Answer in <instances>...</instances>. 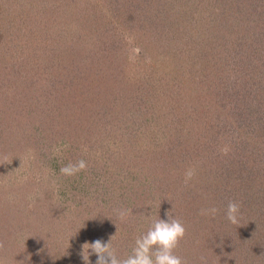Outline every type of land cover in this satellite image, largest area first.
<instances>
[{
    "label": "trees",
    "instance_id": "trees-1",
    "mask_svg": "<svg viewBox=\"0 0 264 264\" xmlns=\"http://www.w3.org/2000/svg\"><path fill=\"white\" fill-rule=\"evenodd\" d=\"M94 1L98 6L90 16L94 25L99 27L106 18L105 22H118L113 26L118 34L133 29L125 22L132 20L128 12H132L134 0H128L130 7L113 5L109 11L102 7L101 0ZM167 4V29L179 28V20H183V27L179 35L172 34L171 49L160 48L157 58L143 56L139 65L148 73L137 79L128 70H134L137 64L128 63L123 72L121 61L117 66L122 72L107 80L94 76L95 66L90 68V64L83 69L76 65V71L65 69L62 73L60 68L53 72L46 63L47 74L43 72L47 66L40 67L45 58H41L39 49H33L36 46L32 44L38 41L35 39L27 40L20 48L27 53L21 54L27 65L40 69L37 74L24 76L15 70L1 74L0 163L4 159L8 165L0 168L7 172L20 161L24 167L20 173L11 174L9 180L0 176V214L4 217L0 232L14 233L8 245H26L37 252L34 245L45 241L49 251L44 254V264H83L80 253L85 242L101 239L107 243L114 236L111 247L118 259H124L153 221L167 220L170 213L182 221L186 234L194 230L193 224H203L199 238L191 243L187 237L181 241L178 250L186 256L192 254L200 260V240L207 236L204 241L209 238L212 243L207 253L216 264L225 258L236 260L240 248L244 252L247 246H253L250 232H239L243 224L260 229L261 246L256 250L263 255L264 90L256 93L261 86L253 87L249 74L240 80L230 72L237 70L243 55L251 57L249 63L257 57L264 60V50L260 51L256 43L244 45L246 28L241 33L244 23L264 20V0H169ZM161 10L154 16L164 28L168 15ZM82 11L85 15L84 7ZM163 30L158 32L163 35ZM252 36L257 42L264 39V31L252 30ZM51 45L46 48L51 49ZM103 46L99 47V51L104 50L101 53L112 54L118 60L112 49ZM243 46L246 51L242 55ZM176 49L181 55H175ZM110 92L111 101L105 104ZM94 103L97 105L92 107ZM193 118L201 120L202 125L210 123L213 132L205 137L200 129L190 127L193 122L188 121ZM48 119L57 127L53 132L44 129L38 134L43 140L46 133L52 134L43 146L44 141H38L41 138L34 141L28 136L40 132ZM222 149H227V154ZM115 155L120 157L117 166L109 161H116ZM81 159L87 163L86 170L74 176L61 173L63 166ZM33 163L36 168L26 172L34 167ZM190 167L196 169V175L185 185L184 173ZM176 187L184 189L176 191L174 198ZM65 194L71 195L69 203ZM140 194L150 200L144 228L137 224L132 228L113 227V218L118 219L115 210L128 209L132 215L133 201ZM176 199L181 201L178 207ZM229 201L240 204L238 225L226 218ZM205 204H215L222 216H207L205 222L204 216L199 219ZM195 219L199 222H192ZM218 221H224L226 224L221 226L227 225L228 230H220L221 226L215 230ZM209 225L210 230L205 232ZM33 238L41 242L31 241ZM202 245L204 242L203 251ZM90 260L96 264V254H90Z\"/></svg>",
    "mask_w": 264,
    "mask_h": 264
},
{
    "label": "rangeland",
    "instance_id": "rangeland-1",
    "mask_svg": "<svg viewBox=\"0 0 264 264\" xmlns=\"http://www.w3.org/2000/svg\"><path fill=\"white\" fill-rule=\"evenodd\" d=\"M139 1V3L137 2ZM149 1V0H148ZM169 0H152V2H143V0H134L133 1V8L130 7L128 0H101L102 7H106V9L109 11V6L112 7L113 5H116L117 7L121 6L123 8H126L127 6L130 7L132 12V20H127L125 23L128 24V26H132L133 29L127 28V32H122L121 34H118L115 32V28H113L114 24H117L118 22H105L106 18H104L101 22L99 27H97V24L95 23L94 19L90 21V16L93 15V11L98 8L96 1L94 0H0V32L2 33L0 35V80H1V74H6L4 71L10 70V71H18L22 73L24 76H31L32 74H37V69H33V67L27 65V62L24 60L23 54L27 55L24 48H20L21 45L25 44L28 40H38L37 43L32 44L36 47L33 49L37 50L39 49V54H41L42 59V66L47 64L52 67L53 72H57L60 68V71L63 73L65 69L68 70H77V66H80L81 69L86 68L88 64H90V68H92L93 71L97 74L101 75V79H111V76L117 73H121L122 70L118 71L117 63L121 61V64L123 66V72H125L124 67L128 69V63L134 65V70L130 71L131 76L135 77V79L139 78L140 75H143L144 73H148L147 68L139 65L140 62H143V56L145 58L151 57H158V51L161 50L160 48H169L171 49V44L173 39L172 34L179 35L180 29L183 27V20H179V28L173 31L167 29L170 24L169 20V14H168V8L169 4H167ZM51 3V4H50ZM86 4V7L84 6ZM137 4V5H136ZM167 4V5H166ZM51 5V6H50ZM93 5V6H92ZM95 5V6H94ZM165 5V6H164ZM89 6H92V8H89ZM158 7L155 9V7ZM50 7V9H48ZM83 7L85 8V15H83ZM139 8V10H138ZM143 10H140V9ZM162 9V10H161ZM156 10V11H154ZM163 11L164 13H167L168 16H166V23L163 25L164 28H161V21L159 18H156L154 15L158 12ZM87 11H90L89 14H86ZM160 14V13H159ZM41 17H44V21H40ZM172 22V19H171ZM121 24V23H119ZM245 25V23H244ZM242 26L241 33L245 29L246 35L244 36L243 41H246L244 45H246L249 41L250 47L254 46L255 43L260 48L259 50H264V39L257 40L255 39V36H252V30L254 31H264V20L260 19L259 21H249L248 25ZM185 27H188V25H185ZM42 28L41 35L39 34V29ZM160 29H164L163 35H161L158 31ZM107 45L103 46V44L107 43ZM66 45L64 46V44ZM47 44H53L50 48H46ZM113 45V46H112ZM103 46V49H112V53L115 55L118 60H116L112 54L109 53H101L102 51H99V47ZM160 46V47H159ZM19 47V49H18ZM108 47V48H107ZM114 47V48H113ZM23 52H19V50ZM53 49V52H50ZM115 49V50H113ZM18 50V52H17ZM246 49L244 46L242 47V55ZM176 52V56L181 55L179 50H174ZM22 54V55H21ZM51 56V57H48ZM250 56L247 54L246 56L243 55L239 61V65L237 67V70H233L230 73L235 75L240 80H243L245 78V75L249 74L252 77V86L257 87L261 86V89H259L256 93L259 94V92L264 90V87L262 86L264 83H261L260 80L264 81V60L260 58H254V62H250ZM247 62V63H246ZM47 63V64H46ZM77 65V66H76ZM76 66V67H75ZM72 67H75V69ZM56 68V69H55ZM44 71L47 74L49 73L48 66L43 68ZM122 69V68H121ZM40 70V69H39ZM48 70V71H47ZM82 71V70H81ZM63 76V74H62ZM98 77V76H96ZM234 78V77H233ZM232 79V78H231ZM230 79V80H231ZM237 79V80H238ZM239 80V81H240ZM69 81V80H67ZM114 81H117L115 79ZM1 84V83H0ZM119 88H122L120 85ZM76 91V90H75ZM113 96V94L110 92L106 95V100H104L105 104L110 103V98ZM198 96V93L196 94ZM22 97V93H21ZM26 103H28V99ZM88 104H91L88 102ZM97 103L93 104L92 107L96 106ZM264 114V113H262ZM194 120V121H193ZM214 121V120H213ZM188 122H193V125H190V127H193L196 131L200 129L202 131V135L206 137L209 136L210 132H213V128L211 127V124L206 121V123L202 125L201 120H196L195 118L189 120ZM49 125V127H48ZM56 125L54 126L51 120H47V122L44 124L43 128L39 132V130L32 132L33 140L35 141V138H41L38 139L39 142L44 141L45 138L50 139L52 134L46 133L48 135H45L44 140L41 134L43 130L45 129V132H53V129H56ZM41 136V137H39ZM27 141V140H26ZM222 144V142H221ZM46 145L45 141L43 143V146ZM32 157V156H30ZM117 158H120L119 156H116ZM4 159H2L0 165L5 164L6 166L7 161L3 162ZM110 162L114 163V166H117V163L120 161L117 159L116 161L110 159ZM39 163V162H38ZM15 166L12 169H8L7 172L4 171V169L0 168V176L3 177L5 175V179L9 180L11 177V174H17L20 173L21 170L24 169L22 166L21 161L14 162ZM12 166V163H10ZM34 165V163H33ZM9 167V166H8ZM30 168V167H29ZM36 168L31 167V169H25L26 172H31ZM13 173L11 170H13ZM129 171V170H128ZM131 171V169H130ZM136 179V178H135ZM13 179H11L8 183V186L11 184ZM137 180V179H136ZM134 180V182H136ZM174 182H177V180H174ZM31 184V183H30ZM156 187V186H155ZM175 193L172 195L174 198H176V191L183 190L182 187H176ZM188 191V190H187ZM190 192V191H189ZM139 193H143L140 192ZM137 198L135 201H133V208L134 212L132 215H129L126 221H120L119 219H114L112 221L113 227H118V229L122 228L123 225L126 227L132 228L134 224L138 225L139 227L144 228V221L147 220L146 216L144 214L149 213V210L146 208L149 199H145V195H141ZM70 194H65V199L68 202L70 198ZM167 198H169V193L166 195ZM170 196V197H172ZM172 197V198H173ZM180 199L175 200L176 206L181 203L179 201ZM202 200V199H201ZM95 201V200H93ZM59 202H62L59 200ZM168 202L169 204L172 203ZM69 203V202H68ZM41 206L45 207L43 202H40ZM204 204V201L200 204ZM192 205V204H191ZM215 205V204H214ZM213 205V206H214ZM124 206V204H122ZM170 206V205H169ZM193 206V205H192ZM195 206V205H194ZM217 207H221V203H216ZM49 207V206H48ZM174 209H177L175 208ZM209 207V205H207ZM206 204L205 207L207 208ZM47 208V207H46ZM51 207H49L50 209ZM45 209V208H44ZM48 209V208H47ZM146 209V211H143ZM218 209V208H217ZM219 211L222 212V210L219 208ZM218 211V216L221 217L220 212ZM49 214H52V212L49 210ZM224 215V214H223ZM134 216H138V218H135ZM203 216L199 217L201 219ZM204 216V222L205 219L208 220V217ZM3 214H0V230L3 228L4 222L3 220ZM198 219V218H197ZM193 220L192 222H199V220ZM138 221V223H137ZM146 222V221H145ZM194 222V223H195ZM245 222V221H244ZM148 223V220H147ZM226 224L224 221H218L215 224V230H217L218 227L221 225ZM193 231H190L189 234H186L185 237H187L191 241L194 238H199V236L203 233V224L201 226L193 224ZM199 226V227H198ZM210 225L205 228V232H208L210 229ZM228 230V226H221L220 230ZM233 229V228H232ZM234 230V229H233ZM260 229H253L252 225L249 226L247 224H243L241 226V230L239 229V232H250L252 235L253 240V246L250 248L247 246L244 252L241 253L239 251V258L236 260L233 259H223L220 261V264H264V252L261 251V254L258 255L257 252L259 250H256L258 247H260V236L258 234V231ZM197 232L195 234H192V232ZM9 233V234H8ZM6 233L7 235L1 234L0 232V245L2 242V247H0V264H44L45 258L44 254L46 251H49L48 244L40 243L41 241L39 238H33L31 241L40 243L36 247L37 252H33V250L29 249V247L26 245H18L15 246V243L11 244L9 242V239L14 237V233L11 231H8ZM193 237V238H191ZM207 237V236H206ZM205 237V238H206ZM204 238V239H205ZM231 238V237H230ZM35 239V241H34ZM200 240V249H201V256L200 260L195 259V256L192 254H189L186 256V253L181 252L177 249L176 255L180 256L184 261L187 262V264H191L193 261V264H216V261H213L210 257V252L207 253L210 250V246L212 245L211 240L209 238L206 239V241ZM256 241V242H255ZM204 242L203 251L201 248V244ZM4 243V244H3ZM216 245H222L220 242H217ZM245 246V245H244ZM264 246V245H262ZM184 247V246H183ZM46 248V249H45ZM179 249L181 250V247L179 246ZM27 251H31V253L28 254ZM42 253V254H40ZM256 253V254H255ZM203 256V260H201V257ZM48 264V263H46Z\"/></svg>",
    "mask_w": 264,
    "mask_h": 264
},
{
    "label": "clouds",
    "instance_id": "clouds-1",
    "mask_svg": "<svg viewBox=\"0 0 264 264\" xmlns=\"http://www.w3.org/2000/svg\"><path fill=\"white\" fill-rule=\"evenodd\" d=\"M227 154V149H222ZM87 163L83 159L76 163H69L63 166L60 171L63 175L74 176L81 171L86 170ZM196 169L188 168L184 173V184L188 185L194 179ZM219 209L215 206L202 208L201 216L215 217ZM116 216L120 221H126L130 215L128 209H116ZM240 204L235 201H229L226 208L227 220L234 224H239ZM168 219H157L153 221L148 231L135 241L131 255L124 259H118L111 244L112 236L109 242L105 243L101 239L93 242H85L82 245L80 253L83 264H92L90 254H96V264H187L180 256L176 255L181 241L186 236V228L179 218H175L167 213ZM2 247V245H0ZM91 250V252H90ZM203 260V257H201Z\"/></svg>",
    "mask_w": 264,
    "mask_h": 264
}]
</instances>
